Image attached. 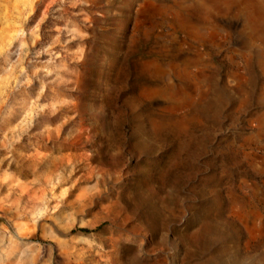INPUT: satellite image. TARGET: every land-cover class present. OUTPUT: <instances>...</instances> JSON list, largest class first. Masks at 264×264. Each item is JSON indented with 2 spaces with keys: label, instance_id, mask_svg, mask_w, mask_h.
Here are the masks:
<instances>
[{
  "label": "rangeland",
  "instance_id": "374dc122",
  "mask_svg": "<svg viewBox=\"0 0 264 264\" xmlns=\"http://www.w3.org/2000/svg\"><path fill=\"white\" fill-rule=\"evenodd\" d=\"M0 264H264V0H0Z\"/></svg>",
  "mask_w": 264,
  "mask_h": 264
},
{
  "label": "trees",
  "instance_id": "16d2710c",
  "mask_svg": "<svg viewBox=\"0 0 264 264\" xmlns=\"http://www.w3.org/2000/svg\"><path fill=\"white\" fill-rule=\"evenodd\" d=\"M80 231H82L84 233H88L89 232V230H87V229H81Z\"/></svg>",
  "mask_w": 264,
  "mask_h": 264
}]
</instances>
